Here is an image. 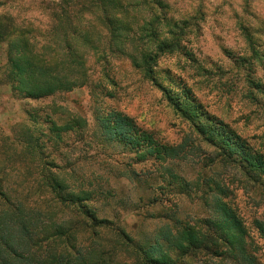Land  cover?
Returning <instances> with one entry per match:
<instances>
[{
	"label": "rangeland",
	"instance_id": "rangeland-1",
	"mask_svg": "<svg viewBox=\"0 0 264 264\" xmlns=\"http://www.w3.org/2000/svg\"><path fill=\"white\" fill-rule=\"evenodd\" d=\"M161 1L184 35L182 52L157 60L158 86L171 88L174 95L181 86L189 88L193 100L206 112L222 119L263 153L264 95L255 84L264 90V0ZM51 2L14 0L0 5V15H12L16 26L30 27L39 49L53 29ZM75 12L70 14L75 16ZM6 47L0 43V68L5 64ZM100 48L88 55V83L69 92L36 101L18 96L9 85H0V182L12 183L13 190H34L39 158L11 149L27 139L36 123L40 131L35 136L47 164L44 171L57 174L70 190L92 192L87 204L97 217L107 219L135 242L153 238L171 218L183 226L197 225L208 215L206 204L217 184L230 191L231 202L249 226L258 244L257 257L264 264V238L252 225L256 219L264 222V177L245 168L235 175L227 156H220V150L201 140L172 108L163 89L139 76L127 58L116 49L111 52L104 39ZM105 73L115 86L104 79ZM109 110L131 117L160 144L181 150L180 157L161 163L153 157L142 160L104 143L96 117ZM74 118L83 125L60 132L59 137L44 123L51 119L63 125ZM111 237L107 233L102 238L104 245L110 246Z\"/></svg>",
	"mask_w": 264,
	"mask_h": 264
},
{
	"label": "trees",
	"instance_id": "trees-1",
	"mask_svg": "<svg viewBox=\"0 0 264 264\" xmlns=\"http://www.w3.org/2000/svg\"><path fill=\"white\" fill-rule=\"evenodd\" d=\"M13 1L0 0V5ZM145 1L52 0L53 29L39 49L30 27L16 26L12 15H0V43L7 44L0 85H9L18 96L36 101L82 87L88 83V55L99 51L104 39L111 52L116 49L127 58L139 76L163 89L172 108L201 140L220 150V156H227L235 175L245 168L264 177V152L256 151L250 140L206 112L193 100L189 88L181 86L174 95L171 88L158 86L154 72L157 60L182 52L184 33L167 16L168 6L161 0ZM76 9L72 16L71 11ZM102 61L106 63L104 58ZM106 74L104 79L115 86ZM255 86L264 95V90ZM96 122L104 143L121 147L142 160L153 157L161 163L182 153L160 144L123 113L109 110L97 115ZM44 123L55 137L83 125L78 118L63 125L51 119ZM33 127L27 139L20 141L19 147L12 146L11 151L14 147L22 155L26 152V157L39 158V180L34 190H13L9 185L12 183L0 182V264H261L258 244L225 186L215 184V194L206 204L208 215L197 225L183 226L171 218L169 224L154 232L153 238L137 243L122 229L113 228L107 219L97 217L87 204L92 192L70 190L57 174L44 171L47 164L35 136L40 126L34 123ZM252 225L264 238V222L256 219ZM107 233L112 234L110 246L102 239Z\"/></svg>",
	"mask_w": 264,
	"mask_h": 264
}]
</instances>
